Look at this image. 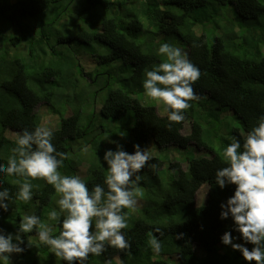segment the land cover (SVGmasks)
<instances>
[{
	"label": "trees",
	"instance_id": "obj_1",
	"mask_svg": "<svg viewBox=\"0 0 264 264\" xmlns=\"http://www.w3.org/2000/svg\"><path fill=\"white\" fill-rule=\"evenodd\" d=\"M159 42L181 47L201 72L193 85L199 99L179 124L170 125L142 88L144 69L166 59L157 54ZM79 53L88 55L89 69ZM260 116L264 0H0V164L17 132L47 126L68 156L60 171L80 174L91 189L107 175L102 157L115 149L109 140L129 153L133 144L154 148L148 151L155 168L141 172L140 205L125 209L130 248L109 247L87 264H248L220 242L232 221L219 219V205L234 186L221 190L215 172L226 166L228 138L246 134ZM174 150L179 156L170 158ZM14 179L0 177L13 197ZM33 184L31 202L13 199L0 212L6 232L14 233L27 214L50 223L47 213L59 194L43 180ZM202 185L206 199L198 204ZM156 228L163 233H154L162 242L159 256L147 243ZM24 240L25 251L12 254V264H63L35 231Z\"/></svg>",
	"mask_w": 264,
	"mask_h": 264
},
{
	"label": "clouds",
	"instance_id": "obj_2",
	"mask_svg": "<svg viewBox=\"0 0 264 264\" xmlns=\"http://www.w3.org/2000/svg\"><path fill=\"white\" fill-rule=\"evenodd\" d=\"M157 54L166 59L144 69L142 88L152 101L164 105L170 125L179 124L185 121L190 102L199 99L193 85L201 72L186 51L169 42H159ZM54 136L47 126L21 129L15 134L6 165L0 164V177H15L13 183L19 185L13 197L0 180V212H8L13 199L31 202L34 180H43L59 194L56 206L47 213L50 223L32 213L23 217L14 233L0 228V264H12V254L25 251L24 234L34 231L39 243L63 264H87L90 255L100 257L109 247L125 250L131 246L123 231L129 219L125 209L135 211L139 206L141 172L146 166L155 168L149 164L150 152L133 144L129 153L122 144L109 140L115 149H106L102 157L107 175L102 184L90 189L80 174L60 171L68 156L57 149ZM228 139L222 148L226 166L216 170L215 184L221 190L234 186L232 195L219 205V219H231L232 227L224 231L220 242L240 252L248 264H264V116L246 134ZM154 233L163 235L161 229H153L147 243L159 256L162 242Z\"/></svg>",
	"mask_w": 264,
	"mask_h": 264
},
{
	"label": "rangeland",
	"instance_id": "obj_3",
	"mask_svg": "<svg viewBox=\"0 0 264 264\" xmlns=\"http://www.w3.org/2000/svg\"><path fill=\"white\" fill-rule=\"evenodd\" d=\"M126 6H128V5L126 4ZM78 56H79V60L81 62L83 61L84 68L86 70L89 69L91 67V63H89L86 60H84L85 59L84 56H88V55L87 54L79 53ZM104 96H105V93L102 95V97H104ZM159 112L160 113H163L164 112V105L163 104H160L159 105ZM50 118L51 117L49 116L47 118L48 120L46 119L48 121V123L51 121ZM186 129H187V124H185V129H184L183 133L185 132ZM148 150L151 151V152H153L154 148H153V146L151 144H149ZM174 156H177L178 157L179 156V152H177L176 150H174L172 153L170 152V156L169 157L170 158H173ZM182 166L184 167V165H182ZM80 170H81L80 171L81 174H85L86 170L83 167L82 168L80 167ZM206 192H207L206 185H202V186L199 187V189L197 190L196 195H195L196 196V202L198 204H202L205 201V199H206ZM138 201H139V205H140L141 200L138 199Z\"/></svg>",
	"mask_w": 264,
	"mask_h": 264
}]
</instances>
